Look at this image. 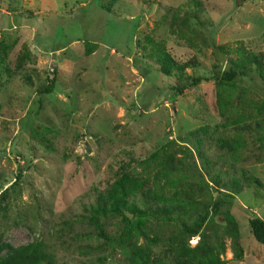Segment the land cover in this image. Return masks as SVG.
I'll list each match as a JSON object with an SVG mask.
<instances>
[{
    "label": "rangeland",
    "instance_id": "374dc122",
    "mask_svg": "<svg viewBox=\"0 0 264 264\" xmlns=\"http://www.w3.org/2000/svg\"><path fill=\"white\" fill-rule=\"evenodd\" d=\"M193 1L0 0V43L7 47L0 59V243H42L56 264H127L121 249L99 244L85 217L88 206L110 187L121 161L165 144L181 156L191 145L180 137L208 125L204 149L214 165L232 163L235 174L243 169L259 181L244 183L230 206L242 257L232 258L230 239L223 236L224 264H264V244L249 227L252 216L264 220V146L245 133L238 161L219 146L232 133L221 125L213 74L215 65L223 70L227 62L211 45L192 47L168 28L169 12L193 10ZM198 1L205 23L192 25L215 44L233 48L242 42L264 51V0ZM147 37L162 40L179 62L198 59L200 65L185 68L181 78L162 74L145 57ZM53 73L54 89L39 92ZM188 75L203 79L173 94L172 85L188 82ZM236 81L264 101V82L254 72ZM101 221L108 231L119 222ZM171 230V224L156 222L146 227L150 237ZM204 230L214 232L209 225ZM198 238L191 237L190 245ZM154 250L160 252L161 244ZM5 253L4 247L0 255Z\"/></svg>",
    "mask_w": 264,
    "mask_h": 264
},
{
    "label": "trees",
    "instance_id": "16d2710c",
    "mask_svg": "<svg viewBox=\"0 0 264 264\" xmlns=\"http://www.w3.org/2000/svg\"><path fill=\"white\" fill-rule=\"evenodd\" d=\"M193 2V10L177 8L169 12L168 28L192 47H196V43L199 48L209 44L225 58L227 68L217 70L215 65L213 79L217 91L216 106L223 120L221 125L232 134L219 146L227 148L232 160H243L240 152L246 147L245 133L255 134L256 140L264 146V132L261 131L264 129V101L254 99L247 89L238 86L236 80L254 72L264 82V51H252L242 42L233 48L215 44L211 37L192 25V22L205 23L199 18L203 10L200 2ZM101 7L111 9L105 4ZM147 43L148 48L147 45L142 47L147 50L145 57L164 75L181 78L185 68L200 65L198 59L179 62L162 40L147 37ZM0 48L1 59L7 47L0 43ZM186 79V83L172 85L173 94L182 93L188 85H195L203 78L188 75ZM55 82L53 73L39 92H51ZM209 129L208 125L199 126L180 137L181 141L191 145L181 156H176L165 144L145 156H130L127 163L120 162L110 187L96 194L85 213L96 230L99 244L121 249L127 264H224L226 260L222 254L226 243L223 236H226L230 239L232 258L241 259L239 225L229 209L244 183L259 181L243 169L240 175H237L240 170L235 174L232 163L224 168L214 165L204 149ZM194 154L200 169H196ZM133 163L139 164L141 170H135ZM109 217L118 218L116 230L108 231L101 221V218ZM150 222L171 224L173 230L164 236L154 234L150 237L146 232ZM206 225L213 228L212 235L204 230ZM249 227L255 240L264 244V220L252 216ZM193 236L199 238L192 246L189 239ZM139 238H143L145 244L138 243ZM159 243L162 250L156 253L154 246ZM4 247L7 253L0 255V264H56L54 255L39 242L18 247L0 243V251Z\"/></svg>",
    "mask_w": 264,
    "mask_h": 264
}]
</instances>
